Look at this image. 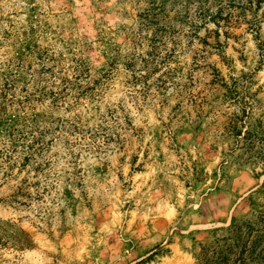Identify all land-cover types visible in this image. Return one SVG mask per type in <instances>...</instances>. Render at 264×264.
Instances as JSON below:
<instances>
[{"label":"rangeland","instance_id":"374dc122","mask_svg":"<svg viewBox=\"0 0 264 264\" xmlns=\"http://www.w3.org/2000/svg\"><path fill=\"white\" fill-rule=\"evenodd\" d=\"M145 5L0 0V87L58 136L0 167V264H264V6L195 33L175 6L155 64Z\"/></svg>","mask_w":264,"mask_h":264},{"label":"trees","instance_id":"16d2710c","mask_svg":"<svg viewBox=\"0 0 264 264\" xmlns=\"http://www.w3.org/2000/svg\"><path fill=\"white\" fill-rule=\"evenodd\" d=\"M141 1L145 2L146 5L137 14L138 28L135 34L139 43L136 42L135 45H141V39L146 38L148 50L145 52V55L150 57L152 63L155 64H162L164 59L171 57L175 53L176 44H172V39L175 36L168 29L170 24H164L163 22L167 18H172L170 12L174 10L175 6H179L181 9H178L179 7L175 9L173 17H179L181 20H184L189 25L190 33H195L198 28L208 22L214 23L218 28L228 27L241 22L255 27L259 21L258 11L264 6V0ZM168 5H170V9H167ZM192 7H194L193 11H191ZM149 31L150 33H148ZM165 33H168L167 37L171 39L172 45L169 47L166 45L160 61H155L158 59L156 56H159L158 46L161 44L165 45L166 40H163ZM138 54L140 53H133L132 59L127 61L126 66L134 67V61L135 58H138ZM143 58L140 55L141 61H145ZM21 68V66H18V68L14 69V73H18ZM132 71L135 72V70ZM34 76V72H30V78L25 83L32 82L35 78ZM136 78L135 76V80H140ZM14 79L5 78L0 87V127H3V138L0 142V167L4 169L5 165L11 167L17 164L18 157L21 156L23 166L32 163L41 165L42 163L36 157L50 148L53 141L58 138L57 133L50 124H44L40 127L38 123L40 112H35L36 109L32 105V101L38 99L35 93L28 91L26 84L21 86L24 92L22 95L6 93L9 87L15 83ZM41 95L42 91H39V96ZM15 101L20 107H22V103H26L29 111L24 109V106L21 110L15 109ZM76 130L74 126V131ZM46 135H49V137L45 139Z\"/></svg>","mask_w":264,"mask_h":264}]
</instances>
